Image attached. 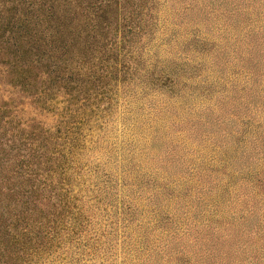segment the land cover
<instances>
[{"label":"trees","instance_id":"obj_1","mask_svg":"<svg viewBox=\"0 0 264 264\" xmlns=\"http://www.w3.org/2000/svg\"><path fill=\"white\" fill-rule=\"evenodd\" d=\"M156 2L0 0V66L10 76L9 83L30 96L54 104L63 102L73 120L72 124L65 123L68 129L58 128L55 132L42 128L26 132L18 127L9 128L11 119V122H3L4 129L0 133V264H22L25 254L40 256L45 251L41 248L42 237L49 235L56 225L68 227L72 235H75L73 230L84 227L86 218L80 207L74 205L75 199L69 196L70 180L67 181L63 168L68 155L72 156L83 147L79 140L80 126L91 117L94 121L109 117L114 102L113 88L117 84L129 91L132 82L135 84L138 80L161 97L148 102L153 110V124L147 132L150 137L148 148L154 150L153 156H157L167 143L164 128L169 126L171 130L175 118L180 114L186 116L181 106L187 101L185 91L188 88L184 79L197 78L196 67L186 76L182 54L175 55L172 51L167 53L176 60H168L166 55L165 63L159 64L156 57L154 63L146 65L149 57L144 47L157 29ZM182 2L191 12L190 18L198 17L196 13L202 14L198 17L199 23L207 22V15L222 7L219 16L227 14L228 18L222 35L235 36V40L243 44L231 50L248 73L242 93L233 104L239 118L235 124L239 126L233 132H225L231 146L223 151L220 148V159L209 162L207 168L191 171L192 168L182 166L177 157L170 160L169 166L154 168L155 171L152 168L153 173L145 171L146 163L143 167L139 164L135 174L153 181V214L158 211L154 227H166L167 232L161 257L165 254L172 257L175 264H185L189 252L186 241L192 238V243L197 246V252H189L195 257L194 264H222V246L215 236L219 228L209 220V215L227 205L226 191L234 192L240 188L237 182V186L232 183L238 178L244 180V184L253 183L251 180L264 183V73L259 72L264 68V59L260 55L264 54V20L254 12L255 6L251 13L254 18L240 17L243 11L249 14L245 10L248 5L242 3L232 6L227 0ZM197 4L202 7L197 8ZM229 5L232 6L230 9ZM258 5L264 7V3ZM238 6L243 10H238ZM218 23L214 21V24ZM256 26L262 31L259 36L254 33ZM212 27L209 32L221 30L220 26ZM192 34L191 42L200 41V44H187L185 50L191 52L192 57L197 55L199 46L208 53L207 46L211 41L206 34L201 37ZM175 43L174 46L180 44ZM168 46L171 50L172 46ZM144 51L147 53L143 54ZM220 59L214 56L213 63L218 65ZM59 95L61 101L56 100ZM201 115L188 118V131L196 137L207 126L213 127L218 136L221 129L217 121L212 115ZM56 145L61 149L55 148ZM143 156L147 158L148 152L145 151ZM259 159L263 160L262 164ZM160 178L163 185L156 181ZM138 189L141 188L137 184L135 192ZM6 197L11 199L10 204L5 202ZM166 205L172 208L168 210ZM133 216L129 214L130 218ZM146 219L152 221L149 216ZM243 233L248 236L250 230ZM147 234L146 238L149 237ZM228 235L236 248L237 234L231 232ZM51 243L49 238L45 242L52 247ZM236 252L241 261L248 256L245 249L236 248ZM162 258L144 264H160Z\"/></svg>","mask_w":264,"mask_h":264},{"label":"rangeland","instance_id":"obj_2","mask_svg":"<svg viewBox=\"0 0 264 264\" xmlns=\"http://www.w3.org/2000/svg\"><path fill=\"white\" fill-rule=\"evenodd\" d=\"M156 1L157 29L152 40L144 47L149 57L146 65L154 63L156 57L159 64L165 63L166 55L168 60H176L177 58H170L167 53L172 51L175 55L182 54L186 64L184 69L186 76L191 74L190 70L194 72L196 67L197 78L184 79V85L188 88L185 91L187 101L181 106L186 116L180 114V117L175 118L171 130L169 126L164 128L167 143L159 150L157 156H153L154 150L148 148L150 137L147 136V132L153 124L151 113L153 110L148 102L161 97L138 80L135 84L132 82L129 91L125 86L117 84L115 89L113 88L114 102L109 117L102 120L96 118L95 121L91 117L80 126L79 140L83 147L76 153L74 151L72 156L68 155L63 168L67 181L70 180L69 196L75 199L74 205L80 207L86 218L84 227L78 231L73 230L75 235H72L67 230L68 227L56 225L49 235L42 237L43 243L39 242L45 251L40 256L22 255V264H144L157 261L159 257L162 258L161 254L166 244V227H154L158 211L153 214L155 212L151 189L153 181L150 178L136 177L137 166L140 164L143 167L146 163L148 168H145V171L151 172L152 168L169 166L170 160L174 161L180 157L182 166L192 168L193 171L198 167L207 168L209 162H217L220 159V148L223 151L227 146H231L225 132H233L235 127L239 126L235 124L239 118L238 110H235L233 104L242 93L248 74L244 65L237 62V57L231 50L243 44L237 42L235 36L226 33L222 35L223 29L226 28L224 22L228 19L227 14L219 16L218 12L222 13V7L218 8L217 12L207 15L209 18L207 22L199 23L198 17L201 13L195 12L198 17L190 18L191 12L185 7L187 1L186 3L182 0V3H179L180 0ZM228 1L232 6L240 3L248 5L245 10H248L249 14L243 11L240 17L244 16L247 19L249 16L248 20L254 18L251 13L255 6L254 12L260 20H264V7L258 5L264 3V0ZM232 6L229 5V9ZM201 7L197 4V8ZM241 9L243 10L242 6H238V10ZM214 21L220 24H214ZM212 25L214 26L212 29L220 26L221 30L209 32ZM195 28L198 30H194ZM261 32L256 26L254 33L259 36ZM192 33L199 37L206 34L211 41L207 46L208 53L199 46L197 55L193 58L192 53L185 50L187 44L194 42L200 44V41L191 42ZM176 41L180 43L179 46H174ZM168 44L172 46L171 50ZM146 51L143 54L147 53ZM260 55L264 59V54ZM143 56L147 58L146 55ZM214 56L221 58V63L215 65ZM262 64L264 66V63ZM259 72L264 73V68ZM10 81V76L0 66V113L5 112L0 115V133L4 129L3 122L11 120L13 122L9 128L18 127L26 132L33 128L55 132L58 128L68 129L66 122L72 124L70 111L66 110L63 102L54 104L37 96H30L19 87L12 86ZM193 88L195 91L191 90ZM207 88L208 91L204 92ZM56 100L61 101L62 96H57ZM201 113L202 117L209 114L217 121L221 129L218 136L214 133L213 127L210 129L205 126L206 129L196 137L188 131L189 126L186 123L188 118H195ZM137 124L140 126L137 127ZM8 135L10 136V133ZM55 148L61 149L57 145ZM145 151L148 152L147 158L143 156ZM3 157L5 159L4 153ZM6 158L9 163L8 154ZM258 161L261 163L263 160ZM156 181L163 185L161 178ZM251 181L253 183L244 184L245 181L238 178L232 182L235 186L237 182L240 188L234 192L230 189L226 191L227 205L220 207L216 214L209 215V220L219 228L215 236L218 237L217 243L220 242L222 246L220 249L222 264H264V183ZM137 184L142 191L138 189L135 192ZM4 200L8 204L12 202L8 197ZM164 207H168V210L172 208L167 205ZM129 214L134 216L130 218ZM146 216L152 218V221L148 222ZM244 230H250L248 236L243 233ZM231 232L237 234L236 248L248 252L247 258L243 257L242 261L232 244L234 241L228 237ZM145 233H148V238L145 237ZM48 238L53 242L52 247L45 244ZM186 244L189 252H197V246L192 243V238L188 239ZM189 252L185 264H194L195 257ZM169 262L175 264L174 259L168 255L164 254L160 259V264Z\"/></svg>","mask_w":264,"mask_h":264}]
</instances>
